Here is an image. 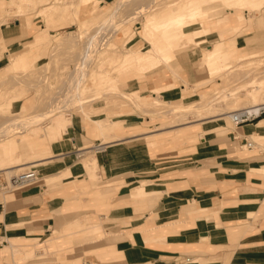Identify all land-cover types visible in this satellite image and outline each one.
I'll return each mask as SVG.
<instances>
[{
  "label": "crops",
  "instance_id": "obj_1",
  "mask_svg": "<svg viewBox=\"0 0 264 264\" xmlns=\"http://www.w3.org/2000/svg\"><path fill=\"white\" fill-rule=\"evenodd\" d=\"M18 1V7L25 5L26 0ZM2 5L0 0V35L6 50L0 61L29 38L22 31L23 15L10 16L15 7L1 11ZM55 6L45 5L42 12L51 18ZM71 26L74 23L66 27ZM221 35L218 32L219 39ZM247 36L228 34L222 42L230 51H248L252 47L244 42ZM34 38L46 42L38 33ZM200 49L186 51V65L175 77L160 69L127 79L124 73L123 91L144 95L158 89L160 99L171 101L198 98L191 91L206 78L194 81L189 60L197 58ZM208 84L198 91L209 90ZM258 90L256 86L249 91L253 99ZM127 106L132 107L125 104L124 109ZM104 110L90 117L70 116L64 131L56 127L59 136L49 146L42 134V149L27 147L32 159L19 158L16 166L0 169L14 172L22 166L34 173L31 168L56 158L45 172L61 176L47 184L0 192V264H264V148L251 140L264 138L261 110L250 121L225 130L224 112L191 124L169 123L157 135L170 139L153 146L144 137L141 115L129 111L109 119L122 121L123 132L145 133L101 143V130L95 125L88 131L86 124L104 118L111 108ZM90 147H97L96 173L101 179L93 186L76 159L77 151ZM39 150L47 154L34 157ZM3 152L0 163L11 161L10 151ZM67 219L72 225L58 230ZM71 226L75 229L66 231ZM18 239L22 241L15 243Z\"/></svg>",
  "mask_w": 264,
  "mask_h": 264
},
{
  "label": "rangeland",
  "instance_id": "obj_2",
  "mask_svg": "<svg viewBox=\"0 0 264 264\" xmlns=\"http://www.w3.org/2000/svg\"><path fill=\"white\" fill-rule=\"evenodd\" d=\"M3 2L1 11L5 6L15 7V13L10 16L16 13L23 15L20 16L22 31L29 38L22 46H18L16 52L8 50L7 59L0 61V128L9 119L15 122L31 116L41 117L37 124L15 127L0 136V154L9 150L11 156V161L0 163V169L16 166L19 158L21 161L32 159L28 156L31 155L29 146L35 145L42 149V134L47 137L46 144L49 146L59 136L56 127L64 131L70 123L69 117L73 115L90 117L98 111H105L104 108H111L104 118L87 122L86 129L93 132L96 125L117 139L147 131L144 137L147 139L148 134L153 135L146 141L153 146L170 139V136L157 135L160 132L158 130L169 123L191 124L193 120H200L207 114L224 112L222 116L225 118H222L225 130L232 126L231 120L226 118L228 112L264 103V0H217L213 4H208L206 0H109L102 4L97 0H26L25 5L20 7L18 0ZM79 2L80 5H77ZM48 4L56 5L51 18L42 12V7ZM193 6L208 10L213 8L208 13V26L211 31L222 33V39L228 34L233 37L249 34L244 42L252 48L233 52L228 50L219 36L207 41L208 44L195 43L183 31L174 30V26H180L189 17ZM82 10L86 13L82 14ZM150 19L153 20L151 24ZM70 23H74V26L66 27ZM39 24H43V27ZM194 27L197 26L184 29ZM37 33L46 42L36 41L34 37ZM170 33L178 34L173 51H167L168 46L163 45L164 40L169 39V36L164 35ZM200 34L205 36L203 31ZM90 42L96 50L91 51L94 56L84 63V49L90 46ZM4 46L0 35V56L5 53ZM199 47L201 49L197 58L189 60L194 81L206 78L193 86L191 92L199 94L198 98L171 101L160 99L158 89L145 92L144 95H140L137 90L123 91L121 76L124 73L127 79L160 69L175 77L186 65V51ZM134 51L137 52L136 57ZM80 63H84L83 73L74 69ZM215 80H219V83L216 84ZM207 83L209 90L198 91ZM256 86L259 87L258 96L253 99L249 91L254 92ZM125 104L132 107L124 109ZM97 105L103 107L94 109ZM263 110L260 111L262 117ZM127 111L141 115L145 132L143 129L123 132L122 121L109 119L110 115ZM101 138L102 141L103 136ZM251 140L253 146L264 148V138ZM95 148L77 151L76 158L92 186L101 182L96 173L97 163L94 162ZM39 151L41 153L34 157L47 154ZM53 159H48L45 168H31L35 171L34 185L42 182L47 184L61 177L59 173L48 175L50 172H45L56 162L57 159ZM21 167H17L20 169L14 172H10V169L0 172L3 171L2 175L8 178L12 173L29 170L28 167ZM70 223L72 220H64V226L60 225L58 230L72 225ZM74 229L71 226L66 231ZM50 233L45 232L40 239ZM20 241L18 239L15 243ZM30 257H33V253Z\"/></svg>",
  "mask_w": 264,
  "mask_h": 264
},
{
  "label": "bare ground",
  "instance_id": "obj_3",
  "mask_svg": "<svg viewBox=\"0 0 264 264\" xmlns=\"http://www.w3.org/2000/svg\"><path fill=\"white\" fill-rule=\"evenodd\" d=\"M200 1V0H199ZM207 1V3L208 4H213V3H215V1H217V0H206ZM204 2H205V0H204ZM207 3H205V4H207ZM198 4V3H197ZM196 4V5H197ZM204 4V3H203ZM186 8V7H185ZM189 8H190V6H189ZM213 10V8H211V9H203V7L202 6H199V7H197V6H193V8L191 9V12H190V15H189V17L185 20V22L183 23V24H181L180 26H174V30H179V31H183V34H186L187 35V38L189 39V40H193L195 43H206L207 41H211V40H213V38L214 37H216V36H218V32L216 33V34H214V35H212V34H210V32H211V30L209 29V26H208V19H207V17H208V13L209 12H211ZM174 13V12H173ZM181 14V13H180ZM167 15V14H166ZM212 19V18H211ZM153 20L152 19H150V24H151V22H152ZM161 21V20H160ZM109 25H110V23H109ZM197 26V27H194V28H192V29H184V28H186V27H188V26ZM116 27H114V31L116 30L115 29ZM201 31H203L204 33H205V36L203 37V36H201V34H200V32ZM194 33V34H193ZM100 34V33H99ZM98 34V35H99ZM196 34V35H195ZM101 35V34H100ZM176 35H178V34H173V33H170L169 35H164V36H169V39H167V40H164V42H163V45H165L166 47L168 46V49H167V51H173V49H175L176 47L174 46L175 45V42H176ZM102 38V37H101ZM181 41H183V40H181ZM181 41H179V42H181ZM178 43V42H177ZM90 44V46H91V44H92V42H90L89 43ZM206 44H208V43H206ZM89 45H88V47L87 48H85L84 49V52L86 53L85 55V58H84V63H85V61L86 62H88L89 60H90V58H92L91 56H94V55H92V53L93 52H91L92 50H96L95 48H92V46L90 47ZM192 47V46H191ZM207 47H208V45H207ZM205 49H208V48H205ZM205 49H204V51H205ZM83 52V53H84ZM208 52V51H207ZM145 54V53H144ZM166 54V53H165ZM147 56V55H146ZM145 56V57H146ZM186 56V55H185ZM172 57V56H171ZM215 57V56H214ZM81 59H82V56L80 57V61H81ZM209 61V60H208ZM200 62V61H199ZM83 63V64H84ZM205 63V62H204ZM83 64H78L79 66H77L76 68H74V69H76L77 70V72L78 73H83L84 72V68L85 67H83ZM167 64V63H166ZM186 71V70H185ZM76 73V72H75ZM74 73V74H75ZM76 86V85H75ZM78 86V85H77ZM77 88V87H76ZM73 91H74V88H73ZM111 92V91H110ZM69 95V94H68ZM127 97V96H126ZM76 102H77V100H76ZM67 106V105H66ZM243 109H245V110H247L248 111V113H250V114H257L260 110H262V109H264V103H261V104H256V106L255 107H242ZM242 108H239V109H242ZM238 109V110H239ZM172 111V110H171ZM237 111V110H236ZM236 111H234V112H236ZM231 112H233V111H230V112H228L227 114H228V119L229 120H231V116H230V113ZM224 115H225V113H224ZM41 116H38V117H29V118H24V119H20V120H15V122L14 121H11V119H9V122H7V123H4V124H2V127L0 128V136L2 135V134H5V133H8L9 131H12V128H15V127H26V126H28V125H30V124H34V123H38L39 122V118H40ZM185 122V121H184ZM232 122V121H231ZM232 125H233V122H232ZM98 126V125H97ZM98 127H101V126H98ZM103 128L105 129V128H107V127H104L103 126ZM151 132V131H150ZM101 133H102V136H103V140L101 141V143H107V142H110V140H108V139H111V140H115V139H117V137L115 138L112 134H110V136H109V134L107 133V132H104V131H101ZM149 136H153V135H149L148 134V136H147V139H146V141L148 140V137ZM122 140V139H121ZM145 140V139H144ZM88 153V152H87ZM58 156H60V155H58ZM61 157V156H60ZM41 162V161H40ZM94 162H96V160H94ZM94 162H91L92 164L94 163ZM36 163V162H35ZM34 163V164H35ZM28 164V163H27ZM45 165H42V167H44ZM12 167V166H11ZM41 167V166H40ZM5 168H7V167H5Z\"/></svg>",
  "mask_w": 264,
  "mask_h": 264
},
{
  "label": "built area",
  "instance_id": "obj_4",
  "mask_svg": "<svg viewBox=\"0 0 264 264\" xmlns=\"http://www.w3.org/2000/svg\"><path fill=\"white\" fill-rule=\"evenodd\" d=\"M231 121L234 126L250 121L255 115L248 113L245 109H239L236 112L230 113ZM1 171V170H0ZM3 172V171H2ZM0 172V192L17 191L34 183V176L32 172L22 171L17 174H10L6 177ZM264 201V200H263Z\"/></svg>",
  "mask_w": 264,
  "mask_h": 264
}]
</instances>
